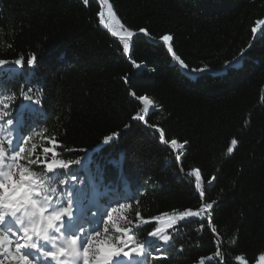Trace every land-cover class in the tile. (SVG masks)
I'll list each match as a JSON object with an SVG mask.
<instances>
[{
	"label": "trees",
	"instance_id": "obj_1",
	"mask_svg": "<svg viewBox=\"0 0 264 264\" xmlns=\"http://www.w3.org/2000/svg\"><path fill=\"white\" fill-rule=\"evenodd\" d=\"M104 2L131 47L99 0H0V127L23 139L0 142L8 187L47 177L73 206L103 205L100 257L144 245V264H259L264 0Z\"/></svg>",
	"mask_w": 264,
	"mask_h": 264
},
{
	"label": "clouds",
	"instance_id": "obj_2",
	"mask_svg": "<svg viewBox=\"0 0 264 264\" xmlns=\"http://www.w3.org/2000/svg\"><path fill=\"white\" fill-rule=\"evenodd\" d=\"M8 123L11 124L12 121ZM9 135H11V133H9ZM11 143L12 141L8 140V144L10 145ZM4 153L5 149L3 146H0V156H3ZM0 163H2V160H0ZM0 175L5 176L6 179H10L12 172H0ZM31 175L40 176V174L35 172H32ZM46 179L47 177H44L39 184L33 181L35 187L28 189L29 194L24 200L11 207L5 206L3 210H0V223L5 220L6 216L11 215L16 220L17 225L20 226L21 230L25 233L26 239L24 240V244H18V250L25 246L34 249L37 248L38 243L33 242V237H39L40 240L52 244L53 248L58 250L59 255H67L71 257L73 261L82 258L83 264H107V261L99 256L98 248H96L94 252L91 251L93 249V240L99 242V237L103 234L101 231L91 233L89 229L85 227L80 229L78 234H65L63 231L65 218L71 219L74 212L71 198L72 193L70 191L58 193L56 187L49 189L48 184L43 182ZM67 183V179H62L60 181L61 185ZM49 192H51V195ZM53 196L66 200V205L62 206V200L60 198H57L55 202H53ZM36 197L39 198L37 199ZM104 228H108L107 221H105L103 225V229ZM54 233H58L59 236L54 235ZM86 234L88 235V243L83 248V251H80L78 242L81 241V237ZM13 235H15V233H13ZM5 236L6 233L4 230L0 229V246L10 245V241L5 239ZM45 255H53V258H56L57 252H55V254L45 253ZM19 259L21 264H28L27 258L23 255H21Z\"/></svg>",
	"mask_w": 264,
	"mask_h": 264
},
{
	"label": "rangeland",
	"instance_id": "obj_3",
	"mask_svg": "<svg viewBox=\"0 0 264 264\" xmlns=\"http://www.w3.org/2000/svg\"><path fill=\"white\" fill-rule=\"evenodd\" d=\"M104 9H105V7H104ZM105 11H106V13L104 12L102 14V17H103L102 20L103 21L105 19L108 20V25L111 27V29L115 32V34L117 36H119L121 38H129L130 35L126 34L125 31H123L121 29V27H120V25H119V23H118L115 15L113 14V12L111 10H109V9H106ZM125 44H127V43L125 42ZM17 134L18 133L15 132L14 136L17 135ZM0 140L3 141L6 144V146L10 147L11 149L14 147L12 145V143L10 145L8 144V140H11L12 141V137L8 136V132L5 130V128L2 129V130H0ZM2 158L3 157H0V160H2ZM0 172L7 173V170L5 168V164L3 163V160H2V163H0ZM5 178H6L5 176L0 175V186H1V183H3V181H4ZM29 188H32V187L31 186H26V187H24L22 189L21 188L20 189H17V190L16 189H13V190H11L9 192H6V193H4L2 191L1 194H0V209L1 210L4 209L3 208V204H4L5 200H12L15 203L20 202L21 199H22L23 194L26 193V192L28 193V189ZM2 194H4V195L2 196ZM1 196H2V198H1ZM36 198L38 199L39 197H36ZM97 204L98 203H94V204H91V205L89 204V208L93 207V205L96 206ZM49 211H50V209H49ZM85 211H86V209H78V210L74 209L73 217L71 219H68L67 217L65 218L64 228H63V231L65 232V234H67L70 231V229L73 227V225H75L78 222V220L80 219L81 212H83V215H84V212ZM14 224H15V221L14 220H12V221L11 220H8V218L6 217V221H5L3 227H4L5 230L8 231V228L9 227H13ZM157 237L159 239H165L162 230H159L158 231ZM112 260L113 259L107 261V264L110 263ZM129 261L130 260H127V264H128ZM31 262H32V264H40V262H38L37 260H34V259L33 260L31 259ZM198 264H204V263H203V261H200ZM259 264H264V257H262V259L259 262Z\"/></svg>",
	"mask_w": 264,
	"mask_h": 264
},
{
	"label": "snow or ice",
	"instance_id": "obj_4",
	"mask_svg": "<svg viewBox=\"0 0 264 264\" xmlns=\"http://www.w3.org/2000/svg\"><path fill=\"white\" fill-rule=\"evenodd\" d=\"M83 2H84V0H83ZM165 36L170 37L173 40V36L172 35L166 34ZM36 61H37V57L35 55H33L31 58H29L27 60V63L30 64V65H34V63ZM17 63H18V65H23L24 64V60L22 58L18 59ZM205 70H208V69L202 68V69H199V70H192V71L195 72V71H205ZM6 217H8V216H6ZM6 217H5V220L2 223H0V229H3L5 233L6 232L10 233L7 230H5L4 227H3L4 223L6 221ZM17 234H19V232H17ZM5 239L10 241V245L12 244V241H11V238H10L9 235L6 234ZM25 239H26V237H24L23 239H20V235H18V238L15 241V245H14L15 251H14L13 254L10 255V259L15 261L16 264H21V261L19 259V257L21 255H23L24 257L27 258L28 264H32V262L29 260V256L27 254H22V249L30 248V247L25 246V247L20 248L19 250L17 248L18 244H21V245L24 244V240ZM33 242H35V241L33 240ZM81 243L82 244L83 243H87V239H86L85 236L81 237ZM10 245H8V246H10ZM41 247H45V246L41 245ZM0 249H3L4 253H8L10 251V248L6 247V246H0ZM129 249H131V250H125L124 246H119V247L115 246V245L108 246L106 249H104L103 258L106 261H109V260L112 259V257H117V256H120L121 254H123V256H125V257H132L134 253H138V252L142 251V249L139 246H131ZM46 253L55 254L54 251H48ZM48 257L53 258V255H48ZM0 264H5V261L4 260H0ZM45 264H46V262H45Z\"/></svg>",
	"mask_w": 264,
	"mask_h": 264
},
{
	"label": "water",
	"instance_id": "obj_5",
	"mask_svg": "<svg viewBox=\"0 0 264 264\" xmlns=\"http://www.w3.org/2000/svg\"><path fill=\"white\" fill-rule=\"evenodd\" d=\"M99 1L101 2V7H102V11H101V17H102V14L104 13L105 2H104V0H99ZM101 25H102L106 30L109 31V33L112 35V37H114L115 39H117V40L120 41V42H127V43L129 44V46L131 47L133 37H129V38H121V37L117 36V35L111 30V28H110L109 25H106V24H104L103 22H101ZM257 29H258V28H257ZM166 43L169 44V43H170V40L167 39ZM233 64H234V63H232V64H230V65H228V66H232ZM183 71H184L186 74H187V72H188V70H187L186 68H183ZM194 74H196V73H189L190 76H193ZM187 75H188V74H187ZM147 99H150V100L152 101V106H149V110H150V109H153V106H154V104H156V103L154 102V100H153L152 98H146V100H147ZM173 146H174L176 149H183V150H184L185 147H186L185 144H180L179 142H174V143H173Z\"/></svg>",
	"mask_w": 264,
	"mask_h": 264
},
{
	"label": "bare ground",
	"instance_id": "obj_6",
	"mask_svg": "<svg viewBox=\"0 0 264 264\" xmlns=\"http://www.w3.org/2000/svg\"><path fill=\"white\" fill-rule=\"evenodd\" d=\"M105 7V9H104V12L106 13V5L104 6ZM102 19H103V17H102ZM102 22L104 23V24H106V25H108V20L107 19H105L104 21L102 20ZM106 22V23H105ZM147 106H152V101L150 100V99H147Z\"/></svg>",
	"mask_w": 264,
	"mask_h": 264
}]
</instances>
